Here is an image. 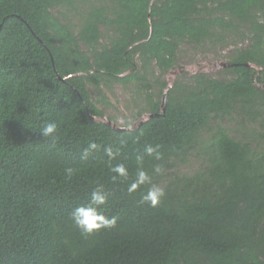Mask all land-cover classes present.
Listing matches in <instances>:
<instances>
[{
	"label": "trees",
	"instance_id": "obj_1",
	"mask_svg": "<svg viewBox=\"0 0 264 264\" xmlns=\"http://www.w3.org/2000/svg\"><path fill=\"white\" fill-rule=\"evenodd\" d=\"M90 1L0 0V264H264V154L223 128L206 174L169 180L155 208L112 183L102 148L80 159L90 141L111 144L121 148L113 163L133 173L137 152L159 144L167 172L211 121L264 120V0H109L89 6L76 31L60 18L58 7ZM225 31L247 40L229 55L228 77L197 73L163 102L147 95L151 116L131 132L90 120L103 115L90 88L142 86L152 64H176L182 41ZM48 120L55 141L38 132ZM68 166L78 169L70 180ZM97 182L118 224L84 238L70 212Z\"/></svg>",
	"mask_w": 264,
	"mask_h": 264
},
{
	"label": "rangeland",
	"instance_id": "obj_2",
	"mask_svg": "<svg viewBox=\"0 0 264 264\" xmlns=\"http://www.w3.org/2000/svg\"><path fill=\"white\" fill-rule=\"evenodd\" d=\"M109 0H95L76 4L75 8L58 7L60 18L69 22L76 31L80 25L81 14L89 6L102 5ZM264 21V17H261ZM108 41V33L102 31L101 44ZM247 44V40L240 33L234 31L221 32L216 39L212 38L200 45L188 41H182L177 51L176 64L163 73L152 64L146 74L145 83L123 85L119 82L112 83L108 87L103 86L102 92L90 88L92 100L97 108L103 113L101 117H95L97 121L109 123L115 128L124 127L128 122H134L135 126L149 118L147 111V95H151L153 101L161 98L164 101V92H167L176 80H188L197 73H206L215 78L228 77L223 68L228 65L229 55L238 47ZM165 82L166 87H161ZM261 87H264L262 85ZM104 96V97H103ZM223 128L230 136L246 142L252 151L264 154V120L249 122L233 114L231 117L215 119L209 127L203 128L194 146L186 154L173 160V167L160 176L157 180L161 187L175 177H195L205 175L209 167V152L215 132ZM264 226V222H263Z\"/></svg>",
	"mask_w": 264,
	"mask_h": 264
},
{
	"label": "clouds",
	"instance_id": "obj_3",
	"mask_svg": "<svg viewBox=\"0 0 264 264\" xmlns=\"http://www.w3.org/2000/svg\"><path fill=\"white\" fill-rule=\"evenodd\" d=\"M125 130L131 132L135 129L134 122L125 124ZM35 131L34 129H32ZM58 124L55 120L43 122L39 127V133L43 138L56 140ZM160 145H145L142 151H138L135 156V169L129 172L124 163H113L120 155L121 148L111 144L101 146L96 142L90 141L83 149L80 156L81 161H87L93 152L102 151L107 157L105 161L112 183H125L126 191L129 195L139 193L140 205L157 207L165 197V189L155 182V178L166 172L163 163V154ZM145 157L149 158L146 166ZM78 169L73 166L65 167L64 175L66 179H71ZM110 193L106 191L102 183L97 182L88 193L85 200L74 207L70 212V218L74 227L81 236L88 238L101 230H111L116 228L119 217L116 215H106L105 206L108 204Z\"/></svg>",
	"mask_w": 264,
	"mask_h": 264
},
{
	"label": "water",
	"instance_id": "obj_4",
	"mask_svg": "<svg viewBox=\"0 0 264 264\" xmlns=\"http://www.w3.org/2000/svg\"><path fill=\"white\" fill-rule=\"evenodd\" d=\"M165 93L166 92H164V96H165ZM151 116V114H149V117ZM89 118H90V120H96V118L94 117V116H91V115H89ZM97 121V120H96Z\"/></svg>",
	"mask_w": 264,
	"mask_h": 264
}]
</instances>
